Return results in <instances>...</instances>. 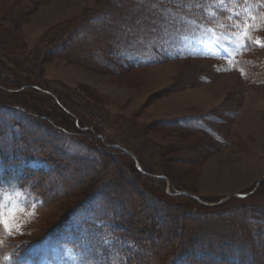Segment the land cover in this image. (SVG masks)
I'll use <instances>...</instances> for the list:
<instances>
[{
  "label": "rangeland",
  "instance_id": "1",
  "mask_svg": "<svg viewBox=\"0 0 264 264\" xmlns=\"http://www.w3.org/2000/svg\"><path fill=\"white\" fill-rule=\"evenodd\" d=\"M201 3L210 18L227 13V24L214 27L182 11ZM259 20L237 0H0V70L24 78L17 88L0 84V101L26 103L50 126L110 150L136 178L120 175L110 158L104 171L127 185L120 191L126 199L140 202L134 222L145 230L147 214L156 212L139 186L161 198L165 188L186 196L169 203L198 216L185 217L180 229L199 226L197 235L226 254L247 252L233 227L264 219V87L249 86L234 68L245 33L264 40L255 34ZM30 166L47 168L41 160ZM81 178L70 176L69 184ZM144 178H162L161 188ZM0 205L18 210L17 231L27 238L21 260L75 264L37 242L58 222L50 212L36 222L38 201L0 188ZM234 239L238 247L224 246ZM157 247L165 255L167 245Z\"/></svg>",
  "mask_w": 264,
  "mask_h": 264
},
{
  "label": "trees",
  "instance_id": "2",
  "mask_svg": "<svg viewBox=\"0 0 264 264\" xmlns=\"http://www.w3.org/2000/svg\"><path fill=\"white\" fill-rule=\"evenodd\" d=\"M237 1L240 4L247 2L254 8L255 15L260 19L255 34L264 35V0ZM164 6L170 4L164 3ZM182 11L211 26L219 22L217 20L227 24V13L216 10L217 16L210 18L204 3L184 7ZM223 31L233 33L230 26H223ZM254 38L253 35L248 37L255 41ZM234 69L243 72L249 86L264 87V47L255 42L249 44L246 39ZM7 71L0 70V84L7 86L6 90L20 86L24 78L12 70ZM26 105L16 100L11 105L0 101V188L2 193L18 192L26 199L38 201L36 222L46 212L57 218L58 222L37 242L47 241L60 254L70 256L75 264H264L263 218H243L241 225L234 226L233 231L238 232L241 241L249 244V251L226 254L222 247H216L205 236L197 235L201 227L179 228L183 227L185 217L195 220L198 216L194 210L184 209L188 206L169 203L186 196L168 194L165 188L160 195L163 198L165 194L166 200L139 186L140 192L147 196L146 205L156 212L147 214V225L144 226L147 230L142 228L144 224L134 222L138 216L134 210H139L140 202L126 199L120 191L127 190V185L114 177L109 179L104 171L105 159L110 158L116 163L120 175L136 178L126 165L114 159L110 150L90 147L38 119L41 116H34ZM34 160L45 162L47 168L31 167L30 163ZM133 167L143 178V172L135 164ZM70 176L82 178L70 185ZM160 180L162 178L147 179L157 189L162 186ZM125 203L128 205L126 208L123 207ZM57 214L58 217L55 216ZM171 222L175 224L172 226ZM171 227L177 229L172 232ZM165 230L168 235L176 233L177 240L163 238ZM23 238L24 234L20 231L9 234L8 230L0 227V264L31 263L19 256L27 243V238ZM235 240H231L235 244L224 246L233 247L237 242ZM161 243L167 247L163 252L165 255L160 257L159 250H155Z\"/></svg>",
  "mask_w": 264,
  "mask_h": 264
},
{
  "label": "snow or ice",
  "instance_id": "3",
  "mask_svg": "<svg viewBox=\"0 0 264 264\" xmlns=\"http://www.w3.org/2000/svg\"><path fill=\"white\" fill-rule=\"evenodd\" d=\"M245 37L249 44L255 42L260 46L264 47V40H251L247 38V33H245ZM243 47V45L241 46ZM18 210L15 208L5 210L3 205H0V227L8 230L9 234L16 232L18 229V221H17ZM22 227V226H21ZM15 259V257H13Z\"/></svg>",
  "mask_w": 264,
  "mask_h": 264
},
{
  "label": "water",
  "instance_id": "4",
  "mask_svg": "<svg viewBox=\"0 0 264 264\" xmlns=\"http://www.w3.org/2000/svg\"><path fill=\"white\" fill-rule=\"evenodd\" d=\"M262 181V180H261ZM261 181L257 184V187L260 185V183H261ZM180 194H185V192L184 193H180ZM186 195H188L187 193H186ZM196 198V197H195ZM197 199V198H196Z\"/></svg>",
  "mask_w": 264,
  "mask_h": 264
}]
</instances>
